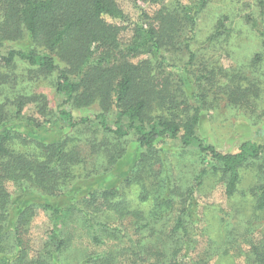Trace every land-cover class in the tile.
Masks as SVG:
<instances>
[{"label":"trees","instance_id":"obj_1","mask_svg":"<svg viewBox=\"0 0 264 264\" xmlns=\"http://www.w3.org/2000/svg\"><path fill=\"white\" fill-rule=\"evenodd\" d=\"M141 1L147 0H0V264H187L191 205L208 173L220 176L232 198L245 172H253L257 183L249 192L255 211H264V144L245 141L226 153L198 135L202 114L221 102L252 118L264 115V72L257 74L264 55L247 63L250 77L192 48L199 16L212 0L177 2L153 15L140 9L133 21L123 5L137 7ZM229 25L228 17L219 19L207 44L227 43ZM130 28L132 35L123 42L121 35ZM179 55H188L183 67L170 58ZM46 82L55 89L56 109L38 91ZM29 109L39 119L28 117ZM80 110L88 112L76 118L74 111ZM51 130L67 134L52 143L39 138ZM131 139L138 153L131 172L120 187H104L105 178L128 158ZM168 139L199 153L204 166L194 185L183 187L169 174H154L159 146ZM151 179L162 192L156 205L171 210L175 197L180 200L166 241L156 231L164 217L144 218L141 204L132 206L125 193L133 183ZM82 182L87 196L72 201L68 194ZM148 194L144 189L142 204ZM39 210L49 212L53 224L35 249L29 234ZM136 216L143 222L135 229L137 239L128 237L133 248H113L123 236L114 220ZM76 217L93 244L103 248L68 263L67 232ZM253 249L255 264H264V245ZM205 252L207 260L189 262L208 264L212 255Z\"/></svg>","mask_w":264,"mask_h":264},{"label":"rangeland","instance_id":"obj_2","mask_svg":"<svg viewBox=\"0 0 264 264\" xmlns=\"http://www.w3.org/2000/svg\"><path fill=\"white\" fill-rule=\"evenodd\" d=\"M177 2L193 5L197 0H159L158 2L147 0L139 2L137 7L130 3L124 4L123 7L133 21H137L140 9H145L147 13L153 15L158 9L164 6L176 5ZM223 17L229 18V28L233 30L229 41L227 43L222 42L216 47L207 44L208 38L215 30L217 21ZM248 18L254 20L258 28L248 22ZM131 29H127L122 33L123 42L129 41L132 35ZM261 33L264 34V0H212L199 16V25L192 48L194 50L201 49L206 58L214 61L218 60L230 72H242L244 70L243 72L251 77L252 71L246 66L247 63L256 54L264 55V35H261ZM206 46L209 48L204 50ZM187 57L188 55H179L170 58L174 59L179 67H183ZM199 57L201 61L203 55L199 54ZM259 66L257 74L260 75L264 72V61ZM182 76L186 78L184 73ZM51 85L47 82L43 83L38 87V91L45 93L48 96L49 105L56 109L57 95ZM218 105L217 109L202 114L198 125L199 137L226 153L234 152L245 141L264 144V115H261L260 118H252L249 115H244L240 110L227 107L225 102ZM87 112V110L74 111V116L80 118L85 116ZM27 116L39 119V116L32 109L27 110ZM65 134H67V131H42L39 138L46 143H52L58 141ZM132 141L133 139L127 141L128 158L119 166H116L117 170L114 172L113 177L108 176L105 178L104 187H120L122 179L126 177L124 175L131 172V164L138 157L136 144ZM159 149L161 151L153 163L154 174L159 175L160 172L169 174L173 182L175 181L183 187H190L196 183V176L204 166L201 165V158L197 151H183L178 141L170 139L160 145ZM161 159L167 172L160 163ZM245 174L246 176L243 178L238 193L232 198L227 197L225 184L219 175L209 173L206 175L201 191H197L191 205L194 226L190 227L192 233L189 242L191 244L189 258L191 261L187 258V264H191L190 262L196 260H207L208 255L205 251L212 255V259L208 264H255L253 247L260 246V244L264 245V211H255V203L249 192L250 187L257 183L253 176L254 173L247 171ZM86 184L87 182L79 183L78 187L80 189L76 187V191L74 190V192L68 194L72 201L75 198L82 201L87 196ZM144 189L148 190L149 194L147 200L142 204L140 197ZM10 190L13 192L15 189L10 186ZM125 193H127L128 201L132 206L135 207L141 204L140 211L144 212V218L150 215L164 217L165 220L157 224L156 231L159 233L158 236L166 241L168 238H165V235L168 236L170 228L173 227L181 209L179 196L175 197V206L171 210L168 207L156 205L162 192L158 187L157 180L153 181L152 179L139 184L133 183L128 191L125 190ZM68 198L63 199L66 204L67 201L72 202ZM142 222L143 220H140L137 216L134 220L131 218L125 219L122 223L120 219H115L112 224L123 236L119 241L112 242L111 246L113 248H133L130 247L132 245L128 237L130 236L132 241L137 239L138 235H136L135 229L137 224ZM52 224L51 214L39 210L29 234L32 246L35 249H40L45 243ZM144 236L147 238L150 235L145 232ZM175 237L177 235H173L172 238L175 239ZM67 238H71L70 247L64 255L68 263H74L77 259H81L84 253L98 252L103 248V246L93 244L91 235L88 234L86 228L77 222V217L68 227ZM106 248L111 249L112 247L107 246ZM120 260H123V258H120Z\"/></svg>","mask_w":264,"mask_h":264}]
</instances>
